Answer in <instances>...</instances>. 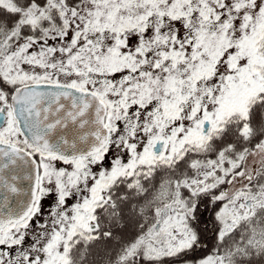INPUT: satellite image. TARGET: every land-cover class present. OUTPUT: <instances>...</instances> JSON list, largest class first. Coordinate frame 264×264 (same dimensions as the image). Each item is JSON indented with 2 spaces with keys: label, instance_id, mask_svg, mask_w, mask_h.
<instances>
[{
  "label": "snow or ice",
  "instance_id": "6c2138e0",
  "mask_svg": "<svg viewBox=\"0 0 264 264\" xmlns=\"http://www.w3.org/2000/svg\"><path fill=\"white\" fill-rule=\"evenodd\" d=\"M129 223L111 264H264V0H0V264Z\"/></svg>",
  "mask_w": 264,
  "mask_h": 264
},
{
  "label": "rangeland",
  "instance_id": "374dc122",
  "mask_svg": "<svg viewBox=\"0 0 264 264\" xmlns=\"http://www.w3.org/2000/svg\"><path fill=\"white\" fill-rule=\"evenodd\" d=\"M136 231H137L136 225L134 223H129L126 224V229L123 231V233L122 232L119 233L118 231L116 238L113 239L114 243H111L112 245L105 246L103 242H101L100 244L99 241L94 242L87 249L85 264H111L113 259L108 254H110L112 250L117 247V244L121 243V241H126L127 239H130L135 234ZM209 254L211 253L208 254L206 253L204 255L203 254L196 255V257L202 258Z\"/></svg>",
  "mask_w": 264,
  "mask_h": 264
},
{
  "label": "trees",
  "instance_id": "16d2710c",
  "mask_svg": "<svg viewBox=\"0 0 264 264\" xmlns=\"http://www.w3.org/2000/svg\"><path fill=\"white\" fill-rule=\"evenodd\" d=\"M160 174H157V177H156V179H155V182H159V180H160ZM202 211H203V208L201 209ZM208 215H211V213L209 212L208 214H206V218H207V216ZM200 227L201 228H204L205 227V225L203 224V223H201V225H200ZM126 229V224H124V225H122V226H120V227H111V230H112V232H113V236H114V238H116V235H117V233H118V231H119V233H123V231ZM212 232L211 231H209V232H207L206 233V236L208 237V239H206L205 240V243H204V245H202L201 246V248H198L197 249V251H196V253H195V256L196 255H201V254H208V253H211V251H212V248H213V245H214V243H215V241H214V239H212ZM113 238V239H114ZM113 239H101L100 241H99V244L101 243V242H103L104 244H105V246L106 245H112L111 243H114V240ZM98 242V241H97ZM122 242H124V241H121V243ZM121 243H119V244H117V247L115 248V249H113L112 250V252L110 253V254H108L109 256H111V258L112 259H114V257H115V255H116V252H117V250H118V248H119V246H120V244ZM115 246V245H114ZM103 253V252H102ZM100 254V253H99ZM191 255V254H190ZM197 258V257H196Z\"/></svg>",
  "mask_w": 264,
  "mask_h": 264
},
{
  "label": "water",
  "instance_id": "95a60500",
  "mask_svg": "<svg viewBox=\"0 0 264 264\" xmlns=\"http://www.w3.org/2000/svg\"><path fill=\"white\" fill-rule=\"evenodd\" d=\"M22 200L25 199L24 197L21 198Z\"/></svg>",
  "mask_w": 264,
  "mask_h": 264
}]
</instances>
